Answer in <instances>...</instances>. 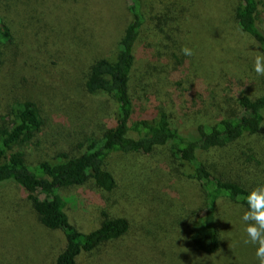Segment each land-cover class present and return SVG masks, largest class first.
Here are the masks:
<instances>
[{
  "label": "rangeland",
  "instance_id": "374dc122",
  "mask_svg": "<svg viewBox=\"0 0 264 264\" xmlns=\"http://www.w3.org/2000/svg\"><path fill=\"white\" fill-rule=\"evenodd\" d=\"M236 4L142 0L146 25L137 43L134 83L141 105L161 107L183 128L227 116L236 112L239 96L262 93L264 76L254 71L261 52L234 24ZM34 7L27 13L28 5L18 9L12 21L19 56L1 73L8 81H0V115L11 101L26 99L44 121L37 147L21 148L31 163L78 153L82 137L99 131L113 114L112 103L88 95L83 84L94 60L115 54L129 22L125 0H38ZM261 10L258 25L264 33V2ZM183 48L193 54L185 56ZM235 151L264 164V130L240 141ZM106 165L116 178L112 192L92 183L62 191L72 202L71 223L89 232L103 218H123L128 230L80 255L76 264H258L255 247L244 243L246 209L225 199L213 213L217 251L202 254L194 248L189 235L202 213L201 191L165 150L146 157L116 154ZM64 245L60 231L40 224L21 188L0 186V264H54Z\"/></svg>",
  "mask_w": 264,
  "mask_h": 264
},
{
  "label": "trees",
  "instance_id": "16d2710c",
  "mask_svg": "<svg viewBox=\"0 0 264 264\" xmlns=\"http://www.w3.org/2000/svg\"><path fill=\"white\" fill-rule=\"evenodd\" d=\"M263 2L237 0L232 11L236 27L254 41L260 52H264V33L258 25L263 16ZM35 3L38 5V0H0V81L4 83L7 76L1 73L19 56L18 31L12 21L26 5L29 9L24 13L34 10ZM125 3L129 22L115 54L94 60L83 84L88 95L106 97L113 105V114L99 131L82 137L78 153H56L49 159L31 163L21 148L32 145L35 148L39 144L34 140L44 121L36 106L30 100L15 99L0 115V186L12 183L21 188L40 224L63 234L65 245L54 264H76L80 255L91 253L127 232L128 223L123 218H103L93 230L79 231L68 214L72 202L62 195L63 190L90 183L104 192H112L116 178L107 170L110 156L146 157L165 150L179 160L188 172L184 176L195 181L201 191L202 213L191 226L189 239L202 254H213L219 246L213 218L218 200L225 199L247 209L244 197L253 188L264 186L262 161L235 151L240 141L264 130V82L259 96L237 98L236 112L209 123L183 128L174 125L161 107L146 108L147 102L141 105L138 100L141 96L136 95L134 85L138 70L136 49L146 18L142 0ZM5 14L11 17L10 21ZM248 183L255 187H248Z\"/></svg>",
  "mask_w": 264,
  "mask_h": 264
},
{
  "label": "clouds",
  "instance_id": "9594fccd",
  "mask_svg": "<svg viewBox=\"0 0 264 264\" xmlns=\"http://www.w3.org/2000/svg\"><path fill=\"white\" fill-rule=\"evenodd\" d=\"M182 52L185 56L193 54L188 48H183ZM254 71L258 76H264V52L255 56ZM244 200L247 204V209L241 216L246 234L244 243L255 247L258 264H264V186L250 191Z\"/></svg>",
  "mask_w": 264,
  "mask_h": 264
}]
</instances>
